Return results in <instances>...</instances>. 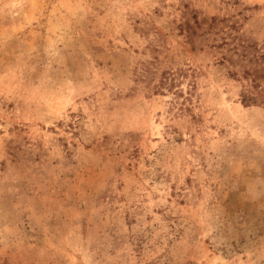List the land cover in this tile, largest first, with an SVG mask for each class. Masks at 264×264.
I'll return each instance as SVG.
<instances>
[{"label":"rangeland","instance_id":"374dc122","mask_svg":"<svg viewBox=\"0 0 264 264\" xmlns=\"http://www.w3.org/2000/svg\"><path fill=\"white\" fill-rule=\"evenodd\" d=\"M0 264H264V0H0Z\"/></svg>","mask_w":264,"mask_h":264}]
</instances>
